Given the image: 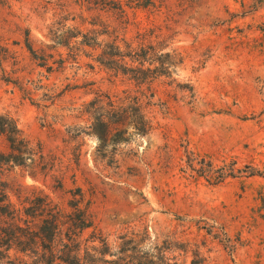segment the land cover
Returning <instances> with one entry per match:
<instances>
[{
	"label": "rangeland",
	"instance_id": "obj_1",
	"mask_svg": "<svg viewBox=\"0 0 264 264\" xmlns=\"http://www.w3.org/2000/svg\"><path fill=\"white\" fill-rule=\"evenodd\" d=\"M133 76L150 127L101 143L97 103L134 120ZM7 120L34 152L7 199L83 208L92 264H264V0H0Z\"/></svg>",
	"mask_w": 264,
	"mask_h": 264
},
{
	"label": "trees",
	"instance_id": "obj_2",
	"mask_svg": "<svg viewBox=\"0 0 264 264\" xmlns=\"http://www.w3.org/2000/svg\"><path fill=\"white\" fill-rule=\"evenodd\" d=\"M109 47L115 48L114 41ZM109 67L117 72L123 66L114 61ZM129 80L135 84L139 94L134 101L136 117L131 120L127 108L115 105L112 100L105 105L97 103L92 120L93 128L100 130L98 138L101 143L106 141L113 126L127 130L134 125L139 134H146L150 127L141 98L145 95L142 87L151 86L154 79L133 76ZM0 135L6 136L10 149L8 154L0 152V174L2 166L11 162V155L15 151L21 152V147L28 149L22 153L31 155L33 160V149L27 140L20 137L12 120L0 122ZM70 209L66 212L46 197L35 203L30 212L24 206L16 208L0 184V264H92L93 254L88 250L101 252L95 246H89L87 241H81V233L91 226V222L83 208L74 205Z\"/></svg>",
	"mask_w": 264,
	"mask_h": 264
}]
</instances>
